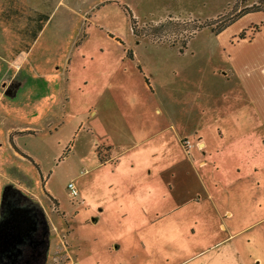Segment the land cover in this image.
Returning <instances> with one entry per match:
<instances>
[{
  "label": "rangeland",
  "instance_id": "1",
  "mask_svg": "<svg viewBox=\"0 0 264 264\" xmlns=\"http://www.w3.org/2000/svg\"><path fill=\"white\" fill-rule=\"evenodd\" d=\"M256 36L262 0H0V264H264V127L223 77Z\"/></svg>",
  "mask_w": 264,
  "mask_h": 264
},
{
  "label": "crops",
  "instance_id": "2",
  "mask_svg": "<svg viewBox=\"0 0 264 264\" xmlns=\"http://www.w3.org/2000/svg\"><path fill=\"white\" fill-rule=\"evenodd\" d=\"M227 39H229L227 41L231 45L230 56L234 63V68L232 67V69H230L231 74L224 73V81L226 83V80L231 75L230 82L233 83L235 80V83L241 87V92L247 99V103H244V101L241 100L234 102V114L238 116L239 112L243 111L244 106L247 109L250 108L258 122L264 127V36H256L251 39H241L240 41H233L234 39L232 38ZM219 74L222 75L221 72ZM202 145H204V142H200L201 147ZM258 170L259 169L256 166L255 171L258 172ZM231 214L232 212H228V215ZM263 219L264 218L258 221H262ZM239 232L240 231L235 233L232 232L230 237L235 236ZM251 241L252 239H250V242ZM68 264H74L73 258Z\"/></svg>",
  "mask_w": 264,
  "mask_h": 264
},
{
  "label": "built area",
  "instance_id": "3",
  "mask_svg": "<svg viewBox=\"0 0 264 264\" xmlns=\"http://www.w3.org/2000/svg\"><path fill=\"white\" fill-rule=\"evenodd\" d=\"M183 143H184V145L186 147H190L191 146L189 140H185V141H183ZM69 189H70L71 196L73 198H76L79 195V191H78L77 186H76L74 181L69 183ZM120 264H127V263L123 262V263H120Z\"/></svg>",
  "mask_w": 264,
  "mask_h": 264
},
{
  "label": "trees",
  "instance_id": "4",
  "mask_svg": "<svg viewBox=\"0 0 264 264\" xmlns=\"http://www.w3.org/2000/svg\"><path fill=\"white\" fill-rule=\"evenodd\" d=\"M264 2V0H262ZM230 25V24H229ZM227 27V26H226ZM258 30H260V28L258 27ZM246 30H244L241 34H240V37L241 38H246V36H244V33H245Z\"/></svg>",
  "mask_w": 264,
  "mask_h": 264
},
{
  "label": "water",
  "instance_id": "5",
  "mask_svg": "<svg viewBox=\"0 0 264 264\" xmlns=\"http://www.w3.org/2000/svg\"><path fill=\"white\" fill-rule=\"evenodd\" d=\"M97 219L95 218V221H96Z\"/></svg>",
  "mask_w": 264,
  "mask_h": 264
}]
</instances>
